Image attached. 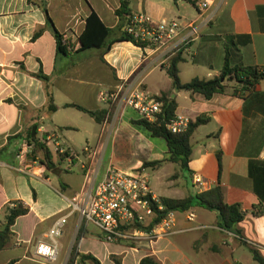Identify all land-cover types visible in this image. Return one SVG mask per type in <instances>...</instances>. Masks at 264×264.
I'll use <instances>...</instances> for the list:
<instances>
[{
    "label": "crops",
    "instance_id": "crops-1",
    "mask_svg": "<svg viewBox=\"0 0 264 264\" xmlns=\"http://www.w3.org/2000/svg\"><path fill=\"white\" fill-rule=\"evenodd\" d=\"M128 2L132 14H146L156 22L178 20L185 27L194 24L199 28L198 38L184 50L182 83H189L181 77L185 65L201 71L202 77H191V81L219 76L226 48L232 51V67L264 69V0H213L212 8L204 12L184 0ZM120 6V0H0V231L5 228L4 209L8 204L22 202L30 208L11 228V241L0 252V264H43L36 247L47 241L49 230L61 218H67V223L58 239L59 258L55 264H67L80 230L79 252L92 254L102 264H115L113 256L123 264H140L148 256L158 264H258L250 248L264 255V213L260 214L264 212V200L255 192L251 169L256 178L264 177L260 172L264 168V80L245 97L234 95L231 88L210 100L173 90L166 69L178 52L174 48L180 39L160 50L115 41L126 28L125 16L116 14ZM92 12L112 30L105 52L80 51V37ZM58 35L74 50L65 46L66 53L60 52ZM247 35L252 38L250 45L232 46L235 37ZM40 74L47 82L38 77ZM166 83L170 89L164 92L161 85ZM123 85L139 86L158 97L169 95L178 104L176 115L192 122L209 118L191 141L193 153L187 172L191 191L173 197L159 195L151 186L160 199H184L220 185L225 202L240 204L245 212L244 221L237 226L241 235L218 227L215 212L193 208L196 221L190 223L179 213L175 231L167 238L118 244L108 242L97 225L70 209L71 200L86 183L87 170H93L89 187L94 188L109 166L124 171L141 167V162L134 165L126 159L125 138L134 136L131 126L161 148L151 154L152 161H144L143 165L170 158L167 142L152 138L137 125L140 117L135 111L121 115L112 103L99 99L100 93ZM49 94L57 107L54 111L49 109ZM73 105L90 112H107V118L97 123L88 113L70 107ZM30 134L48 148V139L57 137L69 155L55 156L52 152L55 168L49 169L39 146L29 140ZM27 143L35 148L27 161L29 172H24L17 155ZM87 147L91 152L85 151ZM36 159L38 164L33 162ZM142 168L147 174L148 168ZM181 174L174 181L175 188H179ZM254 207L258 215L253 214Z\"/></svg>",
    "mask_w": 264,
    "mask_h": 264
},
{
    "label": "built area",
    "instance_id": "built-area-1",
    "mask_svg": "<svg viewBox=\"0 0 264 264\" xmlns=\"http://www.w3.org/2000/svg\"><path fill=\"white\" fill-rule=\"evenodd\" d=\"M194 6L204 12L212 8L213 0H192ZM216 8L214 11L216 12ZM126 33L147 50H160L168 47L178 39L177 51L183 46L189 48L199 36V28L194 24L183 26L178 20L154 21L146 14H131L127 17ZM183 35L182 38L181 35ZM74 48L68 43H63ZM173 52V51H172ZM176 53V52H175ZM264 72V69H263ZM99 99L104 103H112L116 112L124 115L127 111H135L141 119L156 122L162 114L164 103L158 96L137 86L123 85L110 92H102ZM191 119L176 115L166 128L172 134L185 133ZM51 152L58 156L69 155V150L58 142L57 137L48 139ZM33 144H25L19 151L17 158L20 170L29 172L27 161L34 155ZM85 151L91 152L90 148ZM96 155V151L92 152ZM38 164V160H33ZM93 170H87L83 189L71 200L70 209L81 214L84 220L97 225L105 234L108 242L132 240L134 243L148 241L150 243L167 238L174 233L178 212L169 211L163 219L154 224L157 217L156 205L163 210L160 198L154 193L149 176L141 169L124 171L115 166H109L104 178L94 187H89ZM186 220L194 223L197 215L194 210L183 213ZM67 218L58 219L47 234V241L40 242L36 247V255L43 264H55L59 258L58 239L64 233Z\"/></svg>",
    "mask_w": 264,
    "mask_h": 264
},
{
    "label": "trees",
    "instance_id": "trees-1",
    "mask_svg": "<svg viewBox=\"0 0 264 264\" xmlns=\"http://www.w3.org/2000/svg\"><path fill=\"white\" fill-rule=\"evenodd\" d=\"M190 2L194 5L192 0H184ZM120 8L116 14L120 17L125 16V21L127 22V17L132 13L129 9L128 0H120ZM49 21L51 19L49 18ZM112 35V30L108 28L100 19V17L92 12L87 19V26L85 32L80 37V51H86L91 49L103 50L105 52L109 49V40ZM59 50L62 53H66V47L63 44L62 37L57 36ZM115 41H127L132 42L134 45L144 48L142 44L135 42L126 31ZM252 43L251 36H237L235 37L231 44L232 46H247ZM185 46L178 50L177 54L172 57L169 61V66L166 69L168 76L172 80L173 90L179 92H187L192 95L200 94L203 95L207 100L212 99L215 95L225 94L231 88L233 94L240 97H245L248 93H251L255 87L264 80V72L261 68L255 67H244L236 66L232 67L230 65V55L232 51L226 48V57L224 67L219 76L206 80L195 78L189 83H182L180 78V64L185 61L184 50ZM103 57V56H102ZM39 78L47 82V78L43 75H38ZM50 106L49 109L54 111L57 107L53 104V97L49 94ZM159 99L164 103L163 111L156 122H149L144 119H139L136 124L143 127L152 138H162L168 144L170 158L165 161L157 162H146L142 169L147 168H158L164 162H172L179 164L182 170L189 172V163L191 161V156L193 153L192 137L195 131L201 126L209 122V118L200 117L196 121L190 123L188 130L182 134H172L167 130L166 125L173 120L176 116V111L178 109V104L175 99L169 97V95L164 94L159 97ZM77 108L80 111L88 113L93 117L97 123H103L107 118V112H90L81 106L73 105L70 106ZM29 140L36 142L42 151L43 163L49 168H55V163L53 160V153L51 150L43 143L36 140L32 134L28 136ZM221 159V154H219V160ZM264 175V168L260 171ZM251 175L255 178V192L259 196L260 200H264V177L256 178V173L251 169ZM179 174L174 175V179L178 178ZM160 202L163 206V210L158 209L156 205L155 209L157 212L156 221L151 224L146 230L153 227L154 224L158 223L161 219L165 217L167 212L175 211L178 213L187 212L193 208H204L215 212L217 214V224L218 227L234 232L237 235H241L240 230L237 226L244 221L245 212L240 204H227L225 202L223 188L218 185L213 188L202 191L195 195H190L184 199H172V198H161ZM5 228L0 231V252L3 251L11 241V228L15 225L18 218L27 215L30 212V208L22 202H15L8 204L5 207ZM256 207L253 208V214L258 215L259 213L255 211ZM264 212H261L262 214ZM82 230H80L77 243L74 245L70 258L67 264H76L79 261L80 264H102L99 259H97L92 254H81L78 250V240ZM248 246L247 243H244ZM254 260L258 264H264V255L256 248H250ZM115 264H123L122 260L117 257H112ZM140 264H158L157 260L153 257H145L141 260Z\"/></svg>",
    "mask_w": 264,
    "mask_h": 264
},
{
    "label": "rangeland",
    "instance_id": "rangeland-1",
    "mask_svg": "<svg viewBox=\"0 0 264 264\" xmlns=\"http://www.w3.org/2000/svg\"><path fill=\"white\" fill-rule=\"evenodd\" d=\"M182 68L183 69H182L181 77L183 81L190 82L192 79L191 77H195V76L202 77L201 76L202 74L200 73L201 71L192 69L190 65L189 66L185 65V67L183 66ZM161 87L164 92H167L170 89L167 83L162 84ZM182 94H186V93L183 92ZM130 131H132L134 136H128L127 138H125L126 145L128 148L126 159H131L134 165L138 164V162H141L140 164L141 167L139 168L141 169L143 166V162L152 161L153 158L151 154L153 152L160 151L161 148L157 144L154 145L152 143V139H148L142 133L136 132L134 130V127L131 126ZM73 135L74 134H72V136ZM80 140L82 143L84 144L86 143L85 140L79 139V141ZM156 140L161 141V139H156ZM130 142L132 143L131 146H130ZM133 142L135 144L134 148H133ZM54 155L56 156V154ZM176 172L179 173V175L180 173H182L179 179V186H178L179 188L174 187V185L176 184L174 181H176L178 178L169 180V178L172 177L173 174H175ZM147 174L150 176L151 185L155 188V190L157 191L159 195H172L173 197H183L185 193H188L192 189L191 184L188 183L189 177H188L187 171L182 170L181 166L180 168H178V166L174 163L164 162L159 167L158 170L148 168ZM169 188H171L172 191ZM125 241L130 242V243L133 242L132 240H128V241L119 240L118 242H115V243H118V244L126 243Z\"/></svg>",
    "mask_w": 264,
    "mask_h": 264
},
{
    "label": "water",
    "instance_id": "water-1",
    "mask_svg": "<svg viewBox=\"0 0 264 264\" xmlns=\"http://www.w3.org/2000/svg\"><path fill=\"white\" fill-rule=\"evenodd\" d=\"M36 129H34L33 136H35ZM4 229V226L2 227V230ZM106 235V234H105Z\"/></svg>",
    "mask_w": 264,
    "mask_h": 264
}]
</instances>
